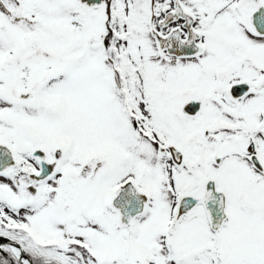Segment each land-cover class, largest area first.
Segmentation results:
<instances>
[{
    "label": "snow or ice",
    "instance_id": "obj_1",
    "mask_svg": "<svg viewBox=\"0 0 264 264\" xmlns=\"http://www.w3.org/2000/svg\"><path fill=\"white\" fill-rule=\"evenodd\" d=\"M0 264H264V0H0Z\"/></svg>",
    "mask_w": 264,
    "mask_h": 264
}]
</instances>
